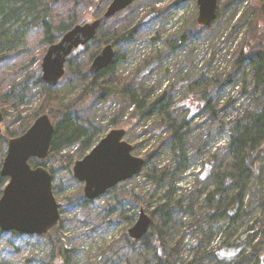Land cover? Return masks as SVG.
<instances>
[{
  "label": "rangeland",
  "instance_id": "1",
  "mask_svg": "<svg viewBox=\"0 0 264 264\" xmlns=\"http://www.w3.org/2000/svg\"><path fill=\"white\" fill-rule=\"evenodd\" d=\"M62 1V4L67 3V0ZM178 1L182 2V0H164L157 3L155 7L160 11L165 10L166 12H163L165 16L160 17L153 26L149 25L150 27L134 43L114 49L115 53L123 58L118 66V73L127 79H135L132 74L134 76L147 60L154 59L148 67L150 72L143 82L140 80V84L146 90L147 99L154 101L164 93H168V98L173 102L171 110L174 116L184 119L187 118L186 111L189 108L186 107L190 105L191 95L197 96V93H202L207 86H210L211 81L219 84L232 73L238 58L236 52L239 50L244 32L239 29L234 30L235 22L239 16L248 13L253 3H257L258 0H242L239 3H236L237 0L235 2L219 0L221 29L212 35H207L206 38L204 37L206 34L199 33V35L194 28V22L198 18L196 1L190 0L183 2V6L174 7ZM148 2L150 0H137L123 11L125 13L122 14V19L128 17L127 22L133 24L139 22L149 10ZM229 3H233L231 8L228 7ZM80 15L84 24L95 20L92 11L87 7L82 8ZM184 34L187 35L188 41L178 51L171 52L172 50H169L171 43L179 40ZM26 48L28 51L25 54L3 69L6 74H2L0 78L2 82L5 76L12 83H21L27 77L31 78L28 86L21 93V101L20 97L14 96L15 104L8 103L5 98L0 97V112L4 116L2 130L16 131L30 120L40 107H48L47 96L45 97L42 92V85L37 83V77L42 76V61L49 46L42 42L39 33L34 32L29 35ZM21 50H24V47ZM87 52L81 48L74 54L78 53V56L84 58ZM250 73L251 69L246 67L234 77V83L230 86L213 88V95L219 93L211 104L216 115L211 119L205 110L193 113L195 117L193 120L191 117L189 119L185 150L180 158H176L171 143H167L170 132L167 130L164 117L154 116L142 121L134 120L132 106L129 108V96H126L127 99L111 97L103 103L93 102L86 110L85 116L99 128L100 134L94 140L95 146L110 131L124 129L126 131L124 139L133 146V155L145 160L147 165L145 164L136 177L129 180L126 190L134 189L135 194L142 197L148 195L146 203L139 206L119 201L116 212L106 214L104 207L108 203H113L115 195L111 190L94 201L90 211L73 212L71 210L74 207L70 201L78 196L80 191L84 194V184L74 178V165L66 169L61 162L51 158L47 161L46 169L50 173L53 172L52 186L60 213L62 212L61 225H58L59 227L57 226L51 234L42 237L15 238V244L20 252L15 259H11L10 264H123L118 257L112 259L111 248L122 247L124 238H129L128 231L136 224L141 209L151 217V212L166 193L171 192L175 199H179L183 194L203 188L202 185L197 184L203 164L214 158L218 148L225 146L232 134L231 122L241 119L247 111H253L255 108L253 101L241 93L244 86L250 83ZM1 91L6 92L0 87ZM80 91L77 89L71 96L72 100L79 98ZM123 108H126V111L121 115ZM114 118L119 120L116 126L112 124ZM89 153L90 151L85 155L82 154L79 145L62 152L63 155L74 156L76 159L83 155L85 157ZM152 154L155 155L148 161L149 155ZM186 163L189 164L188 171L179 177L176 171L180 166L184 164L186 166ZM1 168L2 165L0 171ZM155 169L159 173L168 172L169 179L164 187H158L148 179L147 175ZM260 184V190L255 191L254 195L252 191L249 193L246 200L247 211L244 209L235 220H226L219 224L208 223L199 210L202 202L194 209V218L189 213L181 217L180 223L186 226L196 225V230L185 235L183 234L185 228L178 229L182 244L177 264H218L219 257L225 253V249L238 242L248 243L250 245L248 251H253L252 248L254 249L260 242L261 226L264 225V171ZM209 188L213 189V185L211 184ZM80 214H90V223L87 225L79 223L77 216ZM7 242L8 239L2 241L0 250ZM53 242L59 248L74 251L69 253L67 259L64 256L57 257L58 250ZM263 250L264 244L259 248L261 253ZM135 260L141 259L136 257ZM255 260L254 258L251 263L242 264H254ZM2 262L3 258L0 255V264H3Z\"/></svg>",
  "mask_w": 264,
  "mask_h": 264
},
{
  "label": "trees",
  "instance_id": "2",
  "mask_svg": "<svg viewBox=\"0 0 264 264\" xmlns=\"http://www.w3.org/2000/svg\"><path fill=\"white\" fill-rule=\"evenodd\" d=\"M112 0H67L62 4V0H0V78L6 72L3 69L13 60L20 58L22 54L28 51V37L34 32L39 33L42 42L49 47L57 44L64 34L76 25H83L84 20L80 15L83 7L92 11L93 18H99L107 9ZM164 0H150L147 3L149 10L146 11L142 19L137 23L127 22L123 15L125 12L117 14L114 18L106 21L98 30L96 38L83 48L87 52L84 58L79 54H72L66 64V74L59 85L50 88L44 84L41 77H37V83L42 85L44 96H47L48 107H40L36 113L26 121L16 131L10 129L2 130L0 133V165L6 156L8 142L16 137L23 135L41 115L49 114L55 134L53 137L51 151L48 158L44 161L32 160L33 167L44 166L51 158L61 162L66 169L71 168L75 162L84 158L86 152L95 147L94 140L100 134L99 128L86 118V110L93 102L103 103L111 97L127 99L129 96V108L132 106L133 119L142 121L151 119L154 116H162L167 124V130L170 132L167 143H171L172 151L176 158H180L185 150L187 141L186 132L189 127V119H194V112L204 111L213 119L216 115L215 109L211 106L212 102L219 96V93L213 95V88H223L234 83V77L249 67L250 83L245 85L242 94L248 96L254 104L253 111H247L240 119L231 122L232 134L229 136L225 146L218 148L213 159L203 164L201 177L197 184L202 185V189L183 194L179 199H175L171 192L166 193L155 209L151 212L152 224L148 234L140 241H135L130 237L124 238L122 247L111 248L112 259L118 257L123 264H177L179 261L180 247L182 244L181 233L178 229L185 228L183 234H188L196 230V225L186 226L179 220L187 213L195 216L194 209L202 202L199 208L200 213L204 214V220L208 223L217 222V224L226 220H235L244 209L247 211L246 200L250 191L252 195L261 188V176L264 171V1L258 0L253 3L248 13L239 16L235 22L234 30L244 31L241 36L238 56L232 73L221 83L211 81L210 86L197 96L189 97L190 105L186 111L187 118L179 119L172 112V104L168 98L169 94L164 93L154 101L147 99L146 90L143 89L140 80L150 72L149 64L154 59L147 60L139 70L132 74L135 79H127L118 73V66L123 58L116 54L113 64L106 70L92 74L90 63L101 52L106 45H113L115 48L122 45H130L137 41L148 29L149 25H154L160 17H164L163 12L155 5ZM236 0H231V2ZM242 2L237 0L236 3ZM233 3H229L231 8ZM183 6V2L178 1L174 7ZM171 7V6H170ZM169 9H167L168 11ZM221 12L218 10L217 19L213 25L204 28L194 22L196 33L207 35L216 33L220 27ZM122 21V22H119ZM123 23V24H122ZM231 25V22H230ZM200 35V34H199ZM198 37V36H197ZM190 40V39H189ZM188 41L187 35H183L179 40L171 43L169 50L178 51ZM24 47V50L21 48ZM75 50L74 52L78 51ZM41 71V70H40ZM30 77H27L21 83H12L7 77L3 76L0 87L6 92H0V97L5 98L8 103L15 104V97L22 99L21 93L28 86ZM233 81V82H232ZM80 91L78 99L71 96ZM215 93V92H214ZM213 95V96H210ZM213 97V100L211 99ZM50 98V101H49ZM49 103L51 106H49ZM128 110V108H127ZM126 108L120 112L123 115ZM119 117V116H117ZM114 126L119 124L118 118L112 119ZM166 130V131H167ZM79 145L84 154L77 159L74 156L63 155L62 152L68 148ZM155 154L149 155L148 161ZM147 165V164H146ZM189 164L180 166L176 174L179 177L186 174ZM146 170V168H145ZM53 172L51 171V174ZM148 179L158 187H164L169 179L168 172L159 173L156 169L147 175ZM8 180L0 174V198L5 189ZM130 181L120 184L113 189V203L107 204L106 214H114L119 201L132 204L146 203L147 196H138L134 189L126 190ZM213 185V189L209 188ZM187 190V189H185ZM201 200V201H200ZM96 201V200H95ZM71 211L86 212L90 211L94 201L85 199L83 192L70 201ZM62 213V212H61ZM90 214H80L77 221L83 225L90 223ZM179 218V219H177ZM61 225V221L59 224ZM59 227V226H58ZM264 225L261 226L262 237L259 244L249 252V244L246 242L234 243L225 249V253L219 257L218 264H242L243 262H252L254 264H264L263 256L259 248L264 244ZM54 230V229H53ZM52 230V231H53ZM50 232V234L52 233ZM31 237L15 232L4 233L0 230V246L2 241L8 239V242L0 250L3 258V264H10L11 259H15L20 250L15 244V238ZM11 237V238H10ZM42 237V236H37ZM54 246L58 250L57 257L69 256L73 251L64 250L62 247ZM223 249V251H224ZM55 251V249H54ZM121 251L123 252L121 254ZM55 253V252H54ZM139 257L141 260H135ZM112 260V261H113Z\"/></svg>",
  "mask_w": 264,
  "mask_h": 264
},
{
  "label": "water",
  "instance_id": "3",
  "mask_svg": "<svg viewBox=\"0 0 264 264\" xmlns=\"http://www.w3.org/2000/svg\"><path fill=\"white\" fill-rule=\"evenodd\" d=\"M137 0H112L106 11L97 19L76 25L61 40L50 46L42 61L41 80L50 88L59 85L66 74L68 58L80 47L92 42L100 27L117 14L128 9ZM190 0H182L188 2ZM198 5L197 23L204 28L217 19L219 0H195ZM116 57L114 46L102 48L94 58L91 72L94 75L108 69ZM4 122L0 112L1 125ZM55 126L48 114L38 117L21 136L8 142L0 174L8 180L0 198V230L27 236H45L55 229L61 213L54 196L52 175L44 167H33L32 160L48 158ZM126 131H110L91 151L73 166V176L84 184V196L95 201L120 184L136 177L144 168V159L133 155V146L125 141ZM151 217L141 209L136 224L129 229L128 236L142 240L149 232Z\"/></svg>",
  "mask_w": 264,
  "mask_h": 264
}]
</instances>
